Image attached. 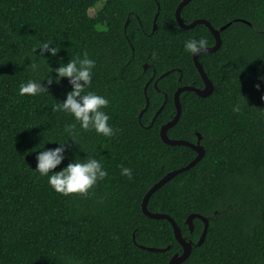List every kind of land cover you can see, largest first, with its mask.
<instances>
[{
  "label": "trees",
  "instance_id": "16d2710c",
  "mask_svg": "<svg viewBox=\"0 0 264 264\" xmlns=\"http://www.w3.org/2000/svg\"><path fill=\"white\" fill-rule=\"evenodd\" d=\"M182 1L0 0V264H169L183 253L172 224L142 210L157 182L197 156L160 136L176 115L177 89L204 87L184 42L202 36L207 47L216 43L205 25L180 27ZM182 19H205L216 29L232 24L221 31L217 52L199 56L213 93L202 98L183 92L181 117L168 131L170 139L192 143L200 134L205 155L161 186L148 208L171 216L193 242L182 264H264V83L256 86L264 77V0H192ZM43 42L57 46L55 58L35 52ZM85 53L96 62L87 91L109 99L112 137L80 129L71 114L56 108L71 90L67 78L51 84L49 93L19 94L22 83L41 81L57 61ZM31 62L39 64L37 71ZM146 97L150 104L140 120ZM70 124H76L75 142L65 131ZM56 142L66 143L56 171L75 157L95 158L107 177L87 195L56 193L34 171L36 152ZM121 167L132 169L131 179ZM193 213L210 221L201 246L205 224L195 219L191 233L187 219Z\"/></svg>",
  "mask_w": 264,
  "mask_h": 264
},
{
  "label": "clouds",
  "instance_id": "9594fccd",
  "mask_svg": "<svg viewBox=\"0 0 264 264\" xmlns=\"http://www.w3.org/2000/svg\"><path fill=\"white\" fill-rule=\"evenodd\" d=\"M53 46L49 48V45ZM208 41L204 37L189 38L184 42V51L191 56H199L208 51ZM39 49L43 57V53L47 51L51 58H55L58 50L53 42H43L36 49ZM59 64L55 69L44 77L41 81L29 79L22 83L19 87L21 96L27 95L35 97L41 94L49 93L51 84H59L60 80L67 78L71 85V90L65 95L63 101H59L56 108L65 113L71 114L79 128L82 130H94L97 134L104 137H112L115 134L114 128L109 124V115L105 111L109 106V99L103 95H99L94 91H87L92 83L93 68L95 60L89 59L87 53L84 58L79 57L69 59L67 63L57 61ZM32 71H37L39 64L31 62ZM55 72V76L51 73ZM47 80V83H43ZM264 83V77L256 85L258 88ZM76 124H70L65 131L73 136L71 141L75 142L74 132ZM57 147L53 149L45 148L36 152L35 172L41 177H47L49 186L56 192L64 196L72 194L87 195L88 192L97 185V183L105 179L108 172L102 164L95 158L77 159L75 157L72 162L65 167L56 171L65 159V142H56ZM121 175L132 178V169L121 167Z\"/></svg>",
  "mask_w": 264,
  "mask_h": 264
},
{
  "label": "water",
  "instance_id": "95a60500",
  "mask_svg": "<svg viewBox=\"0 0 264 264\" xmlns=\"http://www.w3.org/2000/svg\"><path fill=\"white\" fill-rule=\"evenodd\" d=\"M192 0H183L177 10H176V20L179 23L180 27H182L185 30H189L192 29L194 27H196L197 25H205L213 34V36L215 37L216 43L215 45L211 46V47H207L208 51L206 53H213V52H217L221 46H222V38H221V31L225 30L226 28H228L232 23H228L227 25L223 26L221 29H216L212 26V24L205 20V19H198L193 21L190 24H186L183 19H182V10L183 8ZM157 17L155 18V22H154V29L153 31L155 32L157 29V25H156V20ZM130 19H127L126 23H125V29H127L128 25H129ZM200 56V55H199ZM199 56H193L194 59V63L196 68L198 69L203 81H204V87L203 88H198L195 86H181L177 89V91L174 94V101H175V106H176V115L174 116V118L169 121L168 123H166L165 125L162 126L161 128V132H160V136L161 139L168 145H185L188 146L190 148H192L194 151H196L197 156L195 157V159L193 161H191L187 166L182 167L180 169L171 171L169 173H167L159 182H157L145 195L143 201H142V210L143 213L145 215H147L150 218L153 219H166L168 220L174 229V234L175 237L177 239V241L182 245L183 247V253L182 254H176L172 257L171 261L169 264H182L183 262H185L191 255L192 250H193V242L192 241H188L182 233L181 228L178 226V224L176 223V221L169 216L168 214H164V213H153L149 210L148 208V203L149 200L151 198V196L161 187L163 186L166 182H168L169 180H171L172 178H175L178 174L185 172L189 169H191L192 167H194L198 162L201 161V159L204 157L205 155V149L204 146L201 144V135L198 134L199 138L197 140V143H192L186 140H174V139H170L168 136V131L170 128H172L174 125H176V123L179 121L181 114H182V106H181V94L185 91H193L196 94H198L200 97L202 98H206L208 96H210L213 93L214 90V85L212 80L208 77L207 73L204 70V67L202 65V63L199 60ZM149 67L148 64L144 65V69L147 70ZM169 74V72L163 74L161 78L167 76ZM153 78L150 79L148 81V83L146 84L145 87V95L147 94V89L149 87V84L152 82ZM158 81H155L154 85L157 88L158 87ZM146 107L145 109L140 113L139 119L141 120V118L143 117L144 113L147 111L149 104H150V100L148 97H146ZM165 103L162 105V107L158 110V112L156 113L154 120L156 119V117L161 113V111L164 108ZM200 219L204 222L205 226H204V230L202 232V235L198 241V245L201 246L203 244V242L205 241L207 232H208V228H209V224L210 221L209 219L199 213H193L191 214L188 219H187V224L189 225L190 231L191 233H193L194 231V220L195 219ZM135 239V236H134ZM140 248L142 249H147L149 251L152 252H166L168 248H156V247H146L144 245H139Z\"/></svg>",
  "mask_w": 264,
  "mask_h": 264
},
{
  "label": "rangeland",
  "instance_id": "374dc122",
  "mask_svg": "<svg viewBox=\"0 0 264 264\" xmlns=\"http://www.w3.org/2000/svg\"><path fill=\"white\" fill-rule=\"evenodd\" d=\"M99 6H100V5H99ZM90 14H91L92 16H95V14H96L95 9H92V10L90 11Z\"/></svg>",
  "mask_w": 264,
  "mask_h": 264
}]
</instances>
